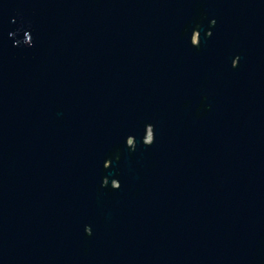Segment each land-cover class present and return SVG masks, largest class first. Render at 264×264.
I'll list each match as a JSON object with an SVG mask.
<instances>
[{"label": "water", "instance_id": "1", "mask_svg": "<svg viewBox=\"0 0 264 264\" xmlns=\"http://www.w3.org/2000/svg\"><path fill=\"white\" fill-rule=\"evenodd\" d=\"M0 264H264V0H0Z\"/></svg>", "mask_w": 264, "mask_h": 264}, {"label": "rangeland", "instance_id": "2", "mask_svg": "<svg viewBox=\"0 0 264 264\" xmlns=\"http://www.w3.org/2000/svg\"><path fill=\"white\" fill-rule=\"evenodd\" d=\"M193 39H196V38H195V35L193 36Z\"/></svg>", "mask_w": 264, "mask_h": 264}]
</instances>
